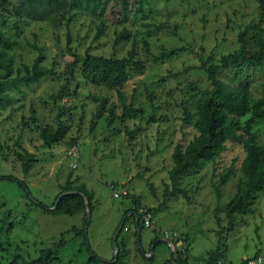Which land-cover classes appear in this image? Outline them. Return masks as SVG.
Returning a JSON list of instances; mask_svg holds the SVG:
<instances>
[{
  "label": "rangeland",
  "instance_id": "1",
  "mask_svg": "<svg viewBox=\"0 0 264 264\" xmlns=\"http://www.w3.org/2000/svg\"><path fill=\"white\" fill-rule=\"evenodd\" d=\"M261 1L127 0L124 13L122 0H96L97 8L72 7L69 0H9L0 10V29L17 44L7 50L12 74L4 80L0 71L9 96L0 106V175L25 181L30 197L49 208L67 182L85 185L93 198L91 211L55 216L31 203L15 183L0 180L1 264L15 257L30 262L65 232L66 246L53 264H177L176 251H183L189 264H204L218 247H227L224 264L255 257L264 264V192L251 212L237 214L233 229L226 230L225 208L244 181L241 145L227 142L213 163L201 161L181 174L175 190L169 177L175 146L185 148L198 135L194 122L201 93L213 90L207 73L194 67L219 64L238 51L242 32L247 54L220 69L217 78L226 89L245 90L253 100L263 97L264 61L249 58L258 51L256 36L264 38ZM112 10L126 19L118 23ZM122 31L128 38L114 46ZM33 44L48 72L25 84L17 79L38 55ZM134 45L143 69L132 71L120 89L87 84L80 66L68 78L67 47L77 55L90 49L126 57ZM155 57L164 58L154 62ZM124 106L129 113L122 119ZM59 127L64 133L58 143L40 138ZM257 140L264 146L262 132ZM24 151L34 157L26 175L17 157ZM135 201L154 212L155 224L138 232L129 220L121 230L124 212ZM87 215L86 234L71 232L85 227ZM88 248L99 262H89Z\"/></svg>",
  "mask_w": 264,
  "mask_h": 264
},
{
  "label": "trees",
  "instance_id": "2",
  "mask_svg": "<svg viewBox=\"0 0 264 264\" xmlns=\"http://www.w3.org/2000/svg\"><path fill=\"white\" fill-rule=\"evenodd\" d=\"M8 2L9 0H0V10L4 9ZM69 3L72 7H76L80 3H86V6L92 8H97L98 6L96 0H69ZM260 6L264 10V2L261 1ZM128 9L127 0H122V11L127 13ZM111 17L118 23L126 19V17L122 19L113 10L111 11ZM104 27V23L98 26L95 37L97 40L102 36L105 30ZM127 38L128 34L122 31L120 36L114 40V46H118V44ZM256 41L258 51L256 53H250L252 57L249 58H251V62H256V60L262 62L264 61V38L261 35H257ZM238 42L240 44L239 50L222 57L219 64L203 62L200 66L194 67L207 73L213 90H205L201 93L196 104L197 119L194 122L198 135L185 148L181 145L175 146L172 153L173 166L169 172V177L175 190L177 179L181 174L193 168L201 161L213 163L216 157L224 150L227 142L241 145L245 153L241 165L244 181L240 192L233 196L225 208V215L229 221L227 231L233 229L235 216L237 214L245 215L250 213L251 206L257 199L258 194L264 192V146L260 145L257 140L259 132L264 134V95L259 100H253L245 90L236 91L226 89L217 78L220 69L227 67L231 63H237L240 58H244V55L247 54L246 32L239 34ZM16 44V40L6 36L0 29V71L5 73L4 80L6 76H10L13 72L12 59L8 57L7 50L16 46ZM32 46L38 50V55L30 68L24 66V75L17 79V81L25 84H30L38 80L48 72V69L41 64L43 60L41 49L35 44ZM66 49L72 57V61L66 64L67 75L70 80L73 79L76 68L80 66L81 75L87 84L109 90H118L128 82L132 71L140 72L143 69L141 61L136 59L135 45L126 57H104L90 53V49L86 50L83 55H77L72 51L71 47H67ZM163 58L155 57L153 61L159 62ZM246 60L249 61L248 58ZM2 86L0 81V106L9 100V96L3 90ZM99 106L101 112H103L106 104L105 102H101ZM128 113L129 109L124 106L121 118L125 119ZM111 114L113 115L112 110L110 111ZM110 122L112 121L110 120ZM63 133V128L59 127L54 132L40 133V138L47 144H54L61 140ZM17 157L20 160L23 173L25 175L28 174L31 162L34 160L33 155L24 151L17 153ZM222 179H226V177H222ZM0 180H8L15 183L25 193L26 197H30L31 194L28 191L25 181L23 182L12 176L1 175ZM92 198V192L88 191L85 185H74L67 182L61 187L60 192L56 195L50 208L32 196L29 199L35 206L48 211L51 215L71 216L80 211L82 212L86 207L91 211ZM136 203L137 201L134 202L136 207L128 208L124 212L125 215L121 230H123L125 223L129 220L138 232L144 228L139 215L137 220L133 214L127 215L130 211H138V207L140 206ZM146 209L154 215L151 209ZM83 221L85 226L83 229L72 228L71 232L80 233L84 236L86 234V228L89 225V215L85 216ZM67 234V232L62 233L60 240L54 243L51 248L43 249L36 259L30 262L22 260L19 262L15 257L10 264H53V261L59 256L60 249L66 246L67 241L65 237ZM88 251L90 252L89 262H99L98 256L91 252L89 248ZM226 251L227 247L224 249L218 247L215 252L208 255V259L204 264H217L222 260ZM181 252L176 251L175 255L172 254L173 261L177 264H189L188 257L185 256L183 258ZM149 259H152V257L147 258V260ZM102 262L104 264H114L108 261ZM241 264H246V261H243Z\"/></svg>",
  "mask_w": 264,
  "mask_h": 264
},
{
  "label": "built area",
  "instance_id": "3",
  "mask_svg": "<svg viewBox=\"0 0 264 264\" xmlns=\"http://www.w3.org/2000/svg\"><path fill=\"white\" fill-rule=\"evenodd\" d=\"M124 194H125V192L122 193V195H124ZM118 195H119L118 193L115 194V196H118ZM131 214L134 215L136 220L138 219V215H139L144 227L151 228L155 224L153 214L151 212H149L144 207L139 208L137 212H133L132 211V212H128L127 213L128 216L131 215ZM261 262H262V260L259 257L258 259L255 258V259H250V260L246 261V264H261ZM217 264H224V262L219 261Z\"/></svg>",
  "mask_w": 264,
  "mask_h": 264
}]
</instances>
